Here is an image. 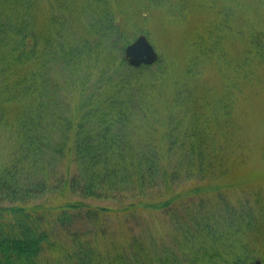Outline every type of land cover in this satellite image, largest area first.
<instances>
[{
	"label": "trees",
	"instance_id": "1",
	"mask_svg": "<svg viewBox=\"0 0 264 264\" xmlns=\"http://www.w3.org/2000/svg\"><path fill=\"white\" fill-rule=\"evenodd\" d=\"M119 18L111 0H0V264H172L157 221L184 236L188 264H219L223 246L253 264L256 249L234 244L264 239V194L224 196L227 98L207 115L167 96L163 62L142 78L154 64L119 60ZM247 45L235 72L254 84L264 13Z\"/></svg>",
	"mask_w": 264,
	"mask_h": 264
},
{
	"label": "rangeland",
	"instance_id": "2",
	"mask_svg": "<svg viewBox=\"0 0 264 264\" xmlns=\"http://www.w3.org/2000/svg\"><path fill=\"white\" fill-rule=\"evenodd\" d=\"M111 5L120 16L122 46L126 48L145 35L156 49L157 63H164L170 79V86L166 87L168 97L183 91L186 99L198 101L200 111L207 115L219 111L227 98L229 105L221 113L220 121L225 123L228 133L222 141L229 145L226 156L231 157L233 175L228 180L231 188L223 189L224 196L231 201L236 197L242 202L255 201L254 192L264 194V66L254 84L245 77L248 68L244 66L239 75L237 67L245 65L248 34L264 9L257 7L255 0H111ZM124 52L125 49L123 55L117 53L119 60L126 61ZM157 63L142 78L155 71ZM158 90L163 89L158 85ZM156 107L164 110L166 104L159 102ZM189 118L184 125H189ZM87 202L93 206H117L115 201ZM110 223L118 225L116 218ZM157 225L159 252L164 251L163 245L169 247L172 264H188L193 255L184 253V236L172 234L165 222L157 221ZM161 225L166 226L165 231ZM238 240L234 253H240L241 245L249 242V248L256 249L253 264L257 260L264 264V239L249 240L244 236ZM223 247L225 261L219 260V264H230V248Z\"/></svg>",
	"mask_w": 264,
	"mask_h": 264
},
{
	"label": "water",
	"instance_id": "3",
	"mask_svg": "<svg viewBox=\"0 0 264 264\" xmlns=\"http://www.w3.org/2000/svg\"><path fill=\"white\" fill-rule=\"evenodd\" d=\"M125 59L132 67L138 68L142 65H153L159 60V55L154 46L145 35H140L135 41L125 48ZM255 264H262L257 260Z\"/></svg>",
	"mask_w": 264,
	"mask_h": 264
}]
</instances>
